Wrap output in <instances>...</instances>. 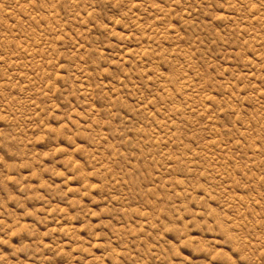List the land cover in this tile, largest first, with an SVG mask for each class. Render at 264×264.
Returning <instances> with one entry per match:
<instances>
[{
	"label": "rangeland",
	"instance_id": "rangeland-1",
	"mask_svg": "<svg viewBox=\"0 0 264 264\" xmlns=\"http://www.w3.org/2000/svg\"><path fill=\"white\" fill-rule=\"evenodd\" d=\"M0 264H264V0H0Z\"/></svg>",
	"mask_w": 264,
	"mask_h": 264
}]
</instances>
